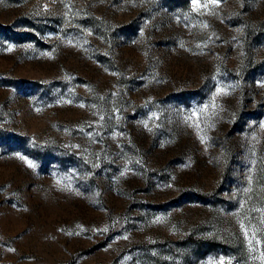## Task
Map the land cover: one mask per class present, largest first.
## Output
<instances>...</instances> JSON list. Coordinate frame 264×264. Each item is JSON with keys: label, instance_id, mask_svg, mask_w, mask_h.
<instances>
[{"label": "rangeland", "instance_id": "obj_1", "mask_svg": "<svg viewBox=\"0 0 264 264\" xmlns=\"http://www.w3.org/2000/svg\"><path fill=\"white\" fill-rule=\"evenodd\" d=\"M0 264H264V0H0Z\"/></svg>", "mask_w": 264, "mask_h": 264}, {"label": "snow or ice", "instance_id": "obj_2", "mask_svg": "<svg viewBox=\"0 0 264 264\" xmlns=\"http://www.w3.org/2000/svg\"><path fill=\"white\" fill-rule=\"evenodd\" d=\"M194 2H195V0H194Z\"/></svg>", "mask_w": 264, "mask_h": 264}]
</instances>
